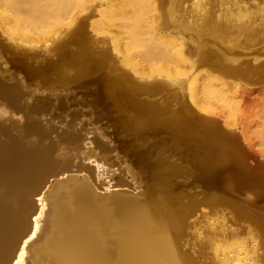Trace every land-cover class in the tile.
I'll return each instance as SVG.
<instances>
[{
  "label": "bare ground",
  "instance_id": "bare-ground-1",
  "mask_svg": "<svg viewBox=\"0 0 264 264\" xmlns=\"http://www.w3.org/2000/svg\"><path fill=\"white\" fill-rule=\"evenodd\" d=\"M108 1L0 0V32L10 40L30 48L33 38L54 41L65 34L51 43L53 56L39 63L8 54L20 75L0 68V264H197L183 237L198 243L208 264L264 262L263 212L236 205L235 214L248 221L239 228L214 208L215 196L205 199L209 208L188 195L183 201L173 178L180 162L155 151L149 161L141 143L124 140L167 136L201 157H193L196 179L224 181L229 189L244 185L226 177L237 158L217 125L195 120L184 106L173 109L177 103L168 105L159 95L169 89L166 78L185 76L188 100L182 102L212 113L214 101L232 112L228 99L236 95L224 78L207 71L197 79L207 58L201 49L213 44L222 61L217 70L238 73L234 63L242 50L264 45V0H192L186 15L178 13L177 0L167 6L164 0H116L107 7ZM162 29L170 34L160 35ZM181 35L191 40L197 64ZM75 36L76 52L68 46ZM250 52L262 55L257 48ZM112 60L132 74L116 73ZM259 61H243L250 63L245 75L264 74ZM171 90L166 102L178 97Z\"/></svg>",
  "mask_w": 264,
  "mask_h": 264
},
{
  "label": "rangeland",
  "instance_id": "rangeland-1",
  "mask_svg": "<svg viewBox=\"0 0 264 264\" xmlns=\"http://www.w3.org/2000/svg\"><path fill=\"white\" fill-rule=\"evenodd\" d=\"M191 1L192 0H179V1L177 0L176 1L177 4L176 3L175 4H176V9H177L178 13L186 15V13H187L186 10L188 9V5L191 3ZM162 4L164 6H167L169 4V0H164ZM104 5L107 7H110L111 5H116V0H110ZM80 17H82V16L80 15ZM167 31L168 30H166V29L159 30V34L160 35H169L170 33ZM84 33H85V37L89 43L91 38L89 37V34H87L86 29H85ZM67 34H69V33H66V35ZM64 35L59 36L57 38V40L58 41L63 40V38H65ZM33 39L34 40H32V43H31L32 46L30 48H28V46H25L21 42H19L18 39L10 40V38L7 35L2 34L0 32V45L3 49V51L7 54L22 55L27 60H29V62H34V63L41 62V61H39L41 58L53 56L52 54L54 53L55 50L51 46V43L55 42L57 40L53 41L51 38L48 39L47 41L39 40L36 38H33ZM76 39H77L76 36H75V38L70 37V41L68 42L69 48L73 49L74 52H76V50H77L76 48L79 49V43ZM181 39H182V44H183L184 48L188 49L187 56H188L190 62L197 64L198 61H197L196 57L190 51L191 45H192L191 40L186 35H181ZM258 45L259 46L254 45L251 49L246 48V49L242 50V53H240V55L237 58L238 60L234 63V65L236 67H238V69H239L237 71L238 73H235V74L234 73L228 74L225 72H219L217 70L216 63L220 64V63H222V61L217 56L218 51H216L217 50L216 46H214L213 44L211 45V43H210V45H209V43H206L205 46L202 48L203 50L201 49L202 53H206L207 58L204 62L199 64V68H198L199 73L197 74V79H198V81H201V77L205 76L204 74L205 73L207 74V71H208V74L209 73L210 74H212V73L217 74L218 76L224 78L227 81V87L232 91L233 95L235 94L237 96V97L235 96L236 99L234 98L232 100L231 94L229 95V96H231L228 99L229 106L232 107V108L230 107L231 109L234 108L232 110V112H229V114L227 113L228 110H227V112L225 110L227 108L226 106H225L226 108L225 107L222 108L220 105H219L220 106L219 107L218 105H216L218 103H215L214 101L210 102L211 104H209L211 106V108L213 109L212 113L200 112L197 107L192 106V105H191L192 106L191 107L189 101L188 102H182L184 100V98H186L188 100V93L186 92L187 79L185 76H180V77H176V78H173V77L166 78V81L168 82V87L170 90L172 89L171 91L173 92V95L175 92H176L175 94H177L178 97L181 94L182 99H180V100L178 99L180 101V103L177 100L178 97L173 99L172 96H169L170 98H167L168 103L166 102V100H165L167 97L166 94L169 95V93H170V90L168 88L166 89V91L164 89L161 90L160 95H159V97L162 96L161 98L164 99V103H166L168 105H173L176 102L177 104L176 103L175 104L177 107L175 105H173L174 106L173 109L177 110L178 106H184L187 108V110H189L190 116H192L195 120L207 119V120L214 122L217 125L218 130L221 133H223L231 141V145H230L231 150L230 151L237 158V161L233 164V166L228 167L226 169V171H225V173L227 175L226 177H229L232 179L233 178L239 179V181H244L245 182L244 185L243 184L236 185L235 187L229 189V188H225L223 186L224 181L223 182L219 181L215 185V184H205L204 182L196 179V176L192 175V174H195V173H193L194 172V167H193L194 165L193 164L195 163V160H198L197 157H199V155L194 150H193V152L190 151L192 149L190 146L185 147V148H181L179 146L176 147L173 144V142L171 143V140L167 136H162L161 134L156 136L155 134L144 133L146 136L143 135L142 138L146 143L143 142L142 138H139V139H136L133 141L129 140V137H126L124 139L126 141L128 140L129 144H132V142H134V144L135 143H141L142 146H140V150L143 151L142 156L149 161L154 158L155 152H156V155H158V154H159V156H160V154H161V156H162V154L165 155L164 158H166V156H167L166 160L168 162H170L172 160V158L174 159L175 164L180 162V165L176 164L177 169L180 171V174L177 177L173 176V178L175 177L174 181L179 186V190L183 191V194H182L183 201L187 202V197H184V196L188 195V200H193V201L196 200L195 201L196 203H202V204L205 203L204 207L209 208V205L205 206L206 204L209 203L208 198L215 196L220 201L214 205V208L223 209L225 211V213L227 214V216H231V218L235 220L234 226L239 227V228H244V226H246L248 224V221H246L243 217H239L235 214V208L234 207L236 205H239L240 203H241V205H242V203H247V204H249L250 208L254 212L256 211L255 212L256 214L260 215V214L264 213V74L259 73V72H256V73L252 72V73H248V75H245L246 74L244 71L245 65L246 64L250 65V63H246V64L243 63V61L248 60V59L252 60L253 62H257L259 60L264 61V52H263L264 51L263 50L264 45L261 43ZM262 45H263V47H262ZM212 46H214V47H212ZM94 47H96V46H94ZM101 48L106 50V49H108V45L106 44L105 46H103ZM255 48L258 49L257 53H261L262 55H256V54H253L250 52L251 50H253ZM209 53H210V55H209ZM109 61H111V60L109 59ZM114 61L112 60V62H111L113 65L112 69L116 73H128L129 72L132 74V70L129 67L122 68L124 70V71H122L121 67H119L118 62L117 61L114 62ZM7 73L11 74L12 77H15L16 75H20L19 71L15 70L14 68L8 69V71L4 72V74H7ZM238 74H239V76H238ZM135 78L137 80H143L144 79L140 74H137V75L135 74ZM161 92H162V94H161ZM182 94H183V96H182ZM157 95L153 96V98H156ZM143 96L146 97L145 94H141V95L138 94V97L140 99L144 98ZM161 98H159V100H161ZM169 100H170V102H169ZM231 100L235 101L233 103H236V104L238 103L237 104L238 106H235V104L231 105V104H233V103L230 104V102H232ZM184 101H186V100H184ZM183 103H185V104L183 105ZM162 105H164V104H162ZM88 109H90V108H88ZM170 109H172V107ZM84 110H86V109H84ZM92 111H94V110H92ZM233 112H234V114H232V116H231L230 114ZM225 118H226V120H228V123H229V124H227V126H226V124L224 125V122H226V121L223 119H225ZM104 121H105L104 119L100 120L101 123ZM146 137L148 139V145L145 147V145L147 144ZM152 138H153V140H156V141L151 140ZM159 140H161V141H159ZM168 142L173 144V145H169ZM155 143H157L158 145ZM152 144L153 145L155 144V146H157V147H159V146H161V147H159L160 148L159 149V148L154 146L156 148L155 149L152 146ZM165 145L169 149H167ZM169 146H172V147H169ZM162 148H165V149H162ZM186 148L189 150H187ZM152 149H153V151H152ZM160 150H162L161 152H163V153H160L159 152ZM166 150L167 151L169 150L168 151L169 153L166 152ZM175 150H177V151H175ZM187 151H189V153ZM153 152H154V155H153ZM157 152H158V154H157ZM165 152H166V154H165ZM178 152H180V153H178ZM187 153L189 155H187ZM191 153H193L194 155ZM113 155H114V153H111L108 155L110 160H115ZM183 155H184V157H183ZM148 156H150V157H148ZM175 156L177 158V161L175 160L176 159ZM193 157L195 158V160L193 159ZM148 158H150V159H148ZM162 158H163V156H162ZM168 158H171V159H168ZM184 158H185V162H184ZM189 158H190V161H188ZM199 158H201V157H199ZM181 159L183 160V162ZM171 162L173 163V160ZM186 162H187V166L185 165ZM115 166L117 167V165H115ZM115 166H113L112 168H115ZM181 171H183V173H181ZM181 174H182V176H180ZM62 176H64V175H61L60 177H62ZM261 183H263V184L261 185ZM219 188H220V190H219ZM215 190H217L216 193H214ZM210 192H212L213 195ZM223 192H225V193H223ZM208 193L211 194V196ZM219 193H220V195H219ZM189 197H190V199H189ZM205 199L207 200L208 203L206 202ZM223 199H225V200H223ZM188 210L189 209L187 208V211ZM193 216L194 215L190 216L188 218V220L193 218ZM184 240H185V237H183L182 241H183V244L185 245L184 250L186 251V253L190 257L194 258V260L196 261L197 264H208L207 263L208 258L206 256V252L199 247L198 243L197 242L193 243L192 239H189L188 242H186ZM258 251H260V250L258 249ZM259 264H264V262H261Z\"/></svg>",
  "mask_w": 264,
  "mask_h": 264
},
{
  "label": "water",
  "instance_id": "water-1",
  "mask_svg": "<svg viewBox=\"0 0 264 264\" xmlns=\"http://www.w3.org/2000/svg\"><path fill=\"white\" fill-rule=\"evenodd\" d=\"M1 50H2V58L0 59V68L5 71H8V69L11 68L13 69L14 61H12V58L8 56V54L5 53L2 48ZM15 260L16 259L13 260L12 264L15 262Z\"/></svg>",
  "mask_w": 264,
  "mask_h": 264
}]
</instances>
